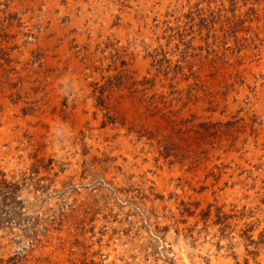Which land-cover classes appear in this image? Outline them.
Listing matches in <instances>:
<instances>
[{
    "label": "rangeland",
    "instance_id": "obj_1",
    "mask_svg": "<svg viewBox=\"0 0 264 264\" xmlns=\"http://www.w3.org/2000/svg\"><path fill=\"white\" fill-rule=\"evenodd\" d=\"M0 264H264V0H0Z\"/></svg>",
    "mask_w": 264,
    "mask_h": 264
}]
</instances>
